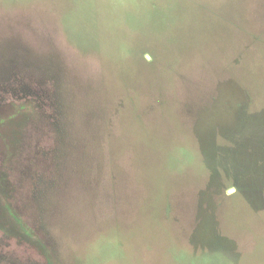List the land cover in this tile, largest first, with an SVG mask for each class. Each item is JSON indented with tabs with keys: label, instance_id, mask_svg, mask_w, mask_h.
Listing matches in <instances>:
<instances>
[{
	"label": "rangeland",
	"instance_id": "1",
	"mask_svg": "<svg viewBox=\"0 0 264 264\" xmlns=\"http://www.w3.org/2000/svg\"><path fill=\"white\" fill-rule=\"evenodd\" d=\"M0 264H264V0H0Z\"/></svg>",
	"mask_w": 264,
	"mask_h": 264
}]
</instances>
